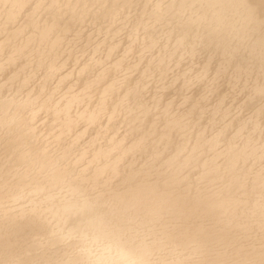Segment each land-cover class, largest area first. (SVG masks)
Returning a JSON list of instances; mask_svg holds the SVG:
<instances>
[{
    "label": "bare ground",
    "instance_id": "6f19581e",
    "mask_svg": "<svg viewBox=\"0 0 264 264\" xmlns=\"http://www.w3.org/2000/svg\"><path fill=\"white\" fill-rule=\"evenodd\" d=\"M203 2L6 0L0 201L32 193L71 227L107 223L137 264H264V0H235L246 32L185 23L180 6ZM46 231L0 224V255ZM37 251L77 264L80 248Z\"/></svg>",
    "mask_w": 264,
    "mask_h": 264
},
{
    "label": "clouds",
    "instance_id": "9594fccd",
    "mask_svg": "<svg viewBox=\"0 0 264 264\" xmlns=\"http://www.w3.org/2000/svg\"><path fill=\"white\" fill-rule=\"evenodd\" d=\"M16 6L23 8L22 4ZM6 7V0H0V10ZM180 7L181 16L191 12L197 18L192 20L189 16L185 23L197 24L198 28L201 21H207L210 26L213 19L220 18L227 21L232 31L246 32L252 20V10L246 4L237 3L235 0H205L198 6L182 4ZM152 14H159L157 22H160L164 16L162 5L156 4ZM258 43L264 47V40ZM253 94L264 97V85L255 88ZM257 115H264V106H261L253 116ZM5 133L8 137L15 135L12 121L6 122ZM185 179L188 178L185 177ZM25 220L42 224L47 231L42 234L34 233L30 238L31 242L16 252L0 255V264H41V261L43 264H63L60 260H48L41 256L37 249L43 248L45 244L48 247H60L66 250L79 246L77 264H137L117 251L110 250L107 223L103 226L83 223L77 227H71L67 217L53 212L47 198L37 199L32 193L16 195L11 191L7 192L4 199L0 201V224L12 225ZM11 238L12 233L9 231L7 239L11 240Z\"/></svg>",
    "mask_w": 264,
    "mask_h": 264
},
{
    "label": "snow or ice",
    "instance_id": "6c2138e0",
    "mask_svg": "<svg viewBox=\"0 0 264 264\" xmlns=\"http://www.w3.org/2000/svg\"><path fill=\"white\" fill-rule=\"evenodd\" d=\"M66 211H70V209H66Z\"/></svg>",
    "mask_w": 264,
    "mask_h": 264
}]
</instances>
